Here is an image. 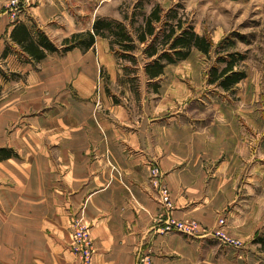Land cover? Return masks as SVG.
I'll return each mask as SVG.
<instances>
[{
  "label": "crops",
  "instance_id": "1",
  "mask_svg": "<svg viewBox=\"0 0 264 264\" xmlns=\"http://www.w3.org/2000/svg\"><path fill=\"white\" fill-rule=\"evenodd\" d=\"M19 1L23 10L15 20L6 10L10 0H0V148L18 154L0 160V264H80L70 250V221L78 211L91 227L94 264H139L144 257L153 264H257L253 247L163 231L169 216L161 213L150 178L158 166L172 192L173 218L213 227L225 217L233 224L241 173L253 164V134L264 128L251 89H237L243 80L221 90L208 84L202 58H186L165 67L160 85L170 84L160 102H142L107 38L40 61L11 38L23 22L32 35L40 29L62 42L92 30L97 17L108 16L110 3L123 0ZM88 2L96 6L88 9ZM200 2L195 30L213 40L254 13V4L264 5ZM223 3L235 7L232 22ZM216 18L224 19L219 26ZM202 19L216 27L208 30ZM175 64L181 77L173 73ZM190 65L199 73L187 80L182 67ZM106 71L124 79L120 89L104 81ZM259 146L264 152L263 135ZM257 224L250 216L228 229L247 239Z\"/></svg>",
  "mask_w": 264,
  "mask_h": 264
},
{
  "label": "rangeland",
  "instance_id": "2",
  "mask_svg": "<svg viewBox=\"0 0 264 264\" xmlns=\"http://www.w3.org/2000/svg\"><path fill=\"white\" fill-rule=\"evenodd\" d=\"M11 1L12 0H10V2ZM9 3L6 5V10L10 12V14H12ZM200 4H201L200 0H123V2H118L115 4L113 2L110 3L108 6L109 7L108 16L97 17V18H108V19L123 21L129 28V30L132 32L134 38H136L138 36L139 28L142 27V25L144 24L145 17L151 13V11L156 5H160L161 8L164 10L162 13L163 22L164 19L166 18V14L169 11V9L177 8L180 13L184 14L189 19V21L194 25L195 28L196 26L195 11ZM95 6L96 3L88 2V9L89 8L92 9ZM222 8L227 10L225 12L229 17H231L229 18V21L232 22L234 20L232 17L233 15L232 13L235 11V7L229 3H225V4L223 3ZM253 10L254 13L250 14L246 18L240 19L239 22L234 27H229V28L226 27V29L228 28V31L226 30V32L223 33V35H221L220 37L216 35L215 40H213L212 35H210L209 32L207 34L213 41L214 44L213 51L219 48V45L225 39L236 40V48H234L233 51H236L245 56V58L239 62L236 69L245 71L247 73V77L243 79V81L239 85V88L237 89L244 90V92L248 88L251 89V92H253L252 95L254 96L253 98L254 111L258 109L259 114L257 118L263 121V126H264V5L256 6V4H254ZM221 13L224 14L223 12ZM116 16H119V18H115ZM223 20L224 19L216 18L217 26L220 25L218 22ZM209 21L210 19H202V26H207L208 30L209 27L211 29L215 28L216 25L212 24V21L210 22ZM162 23L158 24L159 26L158 29L163 27ZM197 24L198 26H200V21H198ZM56 45L60 49L64 47L63 41L56 42ZM140 45H141L140 47L144 46V44H140ZM226 53L227 52H221L220 55L226 57L227 55ZM114 55L116 56V58L120 60V66L124 70V75H126L127 78L129 79H134V81L129 82V84H131L132 90L135 91L136 93L135 96H139L142 102L145 99L148 98L151 99L153 97L154 100H156V102L159 103L161 96L163 95L162 90L168 88L170 83L168 81H166L165 83L163 82L164 84L161 87L160 82L164 80V77H162V75L159 78H157V80L155 79V82L154 80L152 81L148 79L147 76L144 77L143 75H141L142 73L140 72L144 70V67L141 65V58H142L141 54L137 55L139 59L136 64L130 62L129 60L120 59L115 52ZM220 55H217L215 52H213L211 53V55H205V57H203V55L199 54L196 49H193L188 59L194 60L196 62L199 60V58H202L201 60H203V62L199 61L198 63H200V66H202V72L204 69H207L205 76H206V80L208 81L210 78V69L213 66H217L219 67V69H222L225 65L224 62H217V58ZM178 62L180 63L182 61L179 60L177 61V63ZM125 67H128L129 71L126 70ZM182 68L187 69L189 72V77H187V75L184 74L187 80H192L193 75L198 72L196 70L197 68L194 67L193 65L184 66ZM138 70H140V72ZM108 72L109 71H106L103 74L104 81L106 80L105 78H107V83L110 85V88H112V91H114V89L115 90L120 89L119 85L124 84V79L118 77L117 81H115L113 78L114 75H112L111 72L109 73ZM180 72H181V67L175 64L173 73H175V75L180 76ZM141 76H143L144 78H142ZM109 79H113L114 82L110 81ZM155 83H159L160 85L158 90H156L154 87ZM160 87L162 88L161 92H160ZM219 88L223 90L221 87ZM229 94L231 95V93ZM135 98L136 97H134V99ZM135 103L138 105L136 101ZM132 105L134 104L132 103ZM255 121H257L256 116L254 117V122ZM262 135L264 139V128L262 131ZM262 135L259 134L258 136H256L255 134H253L254 142L251 148V150L253 151V164L252 167H250L246 173H241L242 175L240 178V185L235 203L236 210H234L236 211V215L234 216L233 224L232 221L231 223L230 222L228 223L227 219L223 217L225 218V222H226L224 229L227 232V234L233 239L241 241L243 243V246L246 245L248 247H253L252 249H254L257 252L256 253L258 256L257 260L259 261L257 264H264V244L258 241L259 237H264V166H261L262 163L264 164V152H261L259 146L260 137ZM261 167H263V173L260 172ZM250 216L253 217L254 220L258 222L257 226L255 227L257 231L254 232L253 236L247 237V239H242L239 237V235H236L232 229L230 230L228 229V225L230 227L232 225L233 228L236 229L237 226L240 225L241 220H245L247 217ZM221 218L222 217L218 218L216 225L218 224V221ZM180 220H188V219H180ZM192 220H196V219H192ZM236 222H238V224H236ZM199 223L202 225L204 229H207L208 231L216 227V225L210 227L201 222ZM190 237H194V236H190ZM219 243L221 244V242Z\"/></svg>",
  "mask_w": 264,
  "mask_h": 264
},
{
  "label": "trees",
  "instance_id": "3",
  "mask_svg": "<svg viewBox=\"0 0 264 264\" xmlns=\"http://www.w3.org/2000/svg\"><path fill=\"white\" fill-rule=\"evenodd\" d=\"M163 11L160 5H156L145 17L136 38L123 21L108 18H97L92 30L74 33L65 38L64 47L61 49L40 29L36 31L35 36L32 35L23 22L16 24L11 38L22 47L24 53L36 61L44 59L51 52L65 53L76 47L88 50L94 46L97 37L107 38L111 50L120 59L136 64L139 59L137 55L141 54V65L144 70L138 71L144 77L154 80L164 74L166 65L188 58L193 49L210 55L214 47L212 39L208 35L199 34L189 19L177 8L169 9L164 22ZM160 23L163 27L158 29ZM140 44L144 46L140 47ZM234 48L236 40L225 39L215 50L217 55L227 52L226 57L220 55L217 58V62H224L225 65L222 69L217 66L210 69L208 83L216 84L224 90H232L247 77L245 71L236 69L245 56L233 51ZM125 68L129 71L128 67ZM159 86V83H155L154 87L158 90ZM12 156H18L13 149L0 148V160ZM258 241L264 244V237H259Z\"/></svg>",
  "mask_w": 264,
  "mask_h": 264
},
{
  "label": "built area",
  "instance_id": "4",
  "mask_svg": "<svg viewBox=\"0 0 264 264\" xmlns=\"http://www.w3.org/2000/svg\"><path fill=\"white\" fill-rule=\"evenodd\" d=\"M11 13L15 20L18 19L19 13L23 10L22 4L19 0H12L9 3ZM151 182L157 189L159 194V201L161 204V213H166L169 217L163 231H177L184 235L194 237L211 236L225 246L242 248L243 243L239 240L233 239L225 231V218L218 221L216 227L211 230L204 229L202 225L196 220H180L172 217V211L175 204L172 200V192L167 183L162 179V174L158 166L154 165L151 168ZM84 207L82 208V210ZM70 226L72 230V241L70 244L71 252L77 257L80 264H94L97 249L91 236V227L88 225L81 211L72 215ZM139 264H153L149 257L140 258Z\"/></svg>",
  "mask_w": 264,
  "mask_h": 264
}]
</instances>
